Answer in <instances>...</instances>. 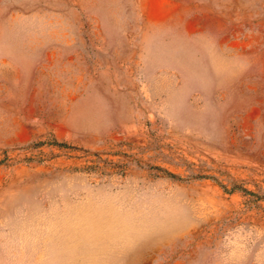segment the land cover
Returning a JSON list of instances; mask_svg holds the SVG:
<instances>
[{"label":"rangeland","instance_id":"1","mask_svg":"<svg viewBox=\"0 0 264 264\" xmlns=\"http://www.w3.org/2000/svg\"><path fill=\"white\" fill-rule=\"evenodd\" d=\"M0 264H264V0H0Z\"/></svg>","mask_w":264,"mask_h":264}]
</instances>
